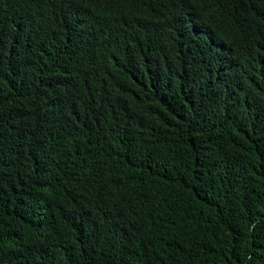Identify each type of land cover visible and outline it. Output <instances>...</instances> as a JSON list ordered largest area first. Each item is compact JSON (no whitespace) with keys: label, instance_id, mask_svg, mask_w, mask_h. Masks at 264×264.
Instances as JSON below:
<instances>
[{"label":"trees","instance_id":"obj_1","mask_svg":"<svg viewBox=\"0 0 264 264\" xmlns=\"http://www.w3.org/2000/svg\"><path fill=\"white\" fill-rule=\"evenodd\" d=\"M0 264H264V0H0Z\"/></svg>","mask_w":264,"mask_h":264}]
</instances>
